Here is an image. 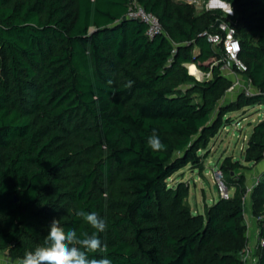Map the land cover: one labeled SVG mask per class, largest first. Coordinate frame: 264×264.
Returning <instances> with one entry per match:
<instances>
[{
	"label": "trees",
	"instance_id": "1",
	"mask_svg": "<svg viewBox=\"0 0 264 264\" xmlns=\"http://www.w3.org/2000/svg\"><path fill=\"white\" fill-rule=\"evenodd\" d=\"M136 1L163 33L150 38L145 23L127 18L131 0H0V251L14 259L43 245L54 218L91 234L75 214L84 210L107 224L98 233L107 252L90 258L243 264L248 189L232 177L242 164L225 159L234 194L202 214L192 212L188 188L168 182L200 165L230 114L264 105V0H222L232 16L184 0ZM223 20L242 46V77L258 92L240 88L228 103L234 78L215 64L223 48L201 36ZM189 64L210 77L197 80ZM153 130L164 151L148 147ZM242 157L264 161V120ZM250 201L264 241V171ZM255 254L264 264V244Z\"/></svg>",
	"mask_w": 264,
	"mask_h": 264
},
{
	"label": "rangeland",
	"instance_id": "2",
	"mask_svg": "<svg viewBox=\"0 0 264 264\" xmlns=\"http://www.w3.org/2000/svg\"><path fill=\"white\" fill-rule=\"evenodd\" d=\"M190 2V0H184ZM208 1L198 0L197 11H205ZM222 15H226L223 11L218 10ZM188 66V65H187ZM197 66L190 64L189 72L196 76L199 81L208 78L207 75L202 72L194 73L191 67ZM200 71L199 69H197ZM234 77V75H233ZM235 78V77H234ZM236 80V79H235ZM244 80V78H240ZM238 88L229 90L223 103H228L236 98ZM231 119V125L225 130H222L219 136L213 139L207 149L203 150L200 154V165H188L184 170L175 174L168 182L171 188H178L180 185H184L189 191V203L191 210L194 214L204 213L206 206H211L213 202H216L220 198L219 189L220 181L224 183L225 176L222 172L221 165L225 159L230 157L233 161H239L242 164L240 169H236L232 173V177L235 180L244 178V185L247 187L246 196V208H245V222L248 229L249 245H256L257 238H255L254 229L255 222L251 209L250 195L254 189V186L258 183V179L253 174L255 166L247 164L242 155L247 146L248 139L252 133V130L256 124L264 120V105H255L254 107L247 108L243 111L235 112L229 115ZM235 189L229 190V195L233 196ZM249 201V202H248ZM248 203H250L248 205ZM249 207H248V206Z\"/></svg>",
	"mask_w": 264,
	"mask_h": 264
},
{
	"label": "clouds",
	"instance_id": "3",
	"mask_svg": "<svg viewBox=\"0 0 264 264\" xmlns=\"http://www.w3.org/2000/svg\"><path fill=\"white\" fill-rule=\"evenodd\" d=\"M226 9L227 15L233 13L230 4L226 5ZM127 87H132L131 81L128 82ZM147 145L154 152L165 150V145L156 130H153L148 137ZM75 214L95 231L91 234L88 232L78 234L74 229L65 231L60 220L54 218L48 225V232L43 245L37 246L32 251H26L23 258L16 261V264H112L107 256L89 257V254L107 252L106 245L98 236V233L106 230L105 219L95 211L78 210Z\"/></svg>",
	"mask_w": 264,
	"mask_h": 264
},
{
	"label": "built area",
	"instance_id": "4",
	"mask_svg": "<svg viewBox=\"0 0 264 264\" xmlns=\"http://www.w3.org/2000/svg\"><path fill=\"white\" fill-rule=\"evenodd\" d=\"M190 3L197 5L198 0H190ZM226 5L227 2L222 0H209L207 2L206 10L218 11L221 9L227 15ZM232 14L228 16H232ZM127 18L139 20L147 25V35L150 38L163 33V27L157 18L156 15L145 11L136 0H131V4L127 13ZM201 36L206 37L208 42L212 45H221L223 48V56L216 61L215 64L223 63V73L225 75H234L233 85L230 90L242 88L245 95L253 96L257 94V90L254 88L252 82L244 78L240 80L242 74L247 71V66L240 59V53L242 51L241 43L237 37L236 29L231 25L229 21H220L216 28L213 31H204L201 33ZM201 72V71H200ZM204 74V73H203ZM195 76V75H194ZM210 77V74H207ZM196 77V76H195ZM236 79V80H235ZM222 173V172H221ZM219 194L222 199H229V189L220 181ZM258 221V219H256ZM255 238L258 241L256 245H249L245 248L244 253L242 254L241 260L243 264H257L256 250L259 247V244L263 245L264 241L260 239L258 235V227L255 231Z\"/></svg>",
	"mask_w": 264,
	"mask_h": 264
},
{
	"label": "crops",
	"instance_id": "5",
	"mask_svg": "<svg viewBox=\"0 0 264 264\" xmlns=\"http://www.w3.org/2000/svg\"><path fill=\"white\" fill-rule=\"evenodd\" d=\"M189 66H190V64L188 65V68H189ZM229 77L234 78L233 75H229ZM263 171H264V161H262L261 163L257 164L252 172L256 176V178L258 179V177L260 176V174ZM248 205H249V203H248ZM249 206H251V205H249ZM255 219L256 218L254 217V221H255ZM254 226L256 228V229H254V231H256L257 230V223L256 222H255ZM16 261H18V260L12 258L7 252L0 251V264H16Z\"/></svg>",
	"mask_w": 264,
	"mask_h": 264
},
{
	"label": "bare ground",
	"instance_id": "6",
	"mask_svg": "<svg viewBox=\"0 0 264 264\" xmlns=\"http://www.w3.org/2000/svg\"><path fill=\"white\" fill-rule=\"evenodd\" d=\"M189 69V68H188ZM191 70L194 72V73H200V71H198L194 66L191 67ZM191 74V73H190ZM201 74V73H200ZM193 75V74H192Z\"/></svg>",
	"mask_w": 264,
	"mask_h": 264
},
{
	"label": "water",
	"instance_id": "7",
	"mask_svg": "<svg viewBox=\"0 0 264 264\" xmlns=\"http://www.w3.org/2000/svg\"><path fill=\"white\" fill-rule=\"evenodd\" d=\"M192 75V74H191ZM16 201H17V199H16Z\"/></svg>",
	"mask_w": 264,
	"mask_h": 264
}]
</instances>
